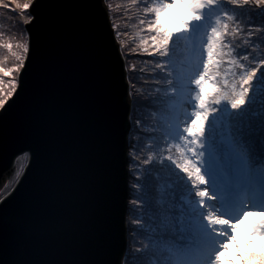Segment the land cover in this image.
I'll use <instances>...</instances> for the list:
<instances>
[{
  "label": "snow or ice",
  "instance_id": "snow-or-ice-1",
  "mask_svg": "<svg viewBox=\"0 0 264 264\" xmlns=\"http://www.w3.org/2000/svg\"><path fill=\"white\" fill-rule=\"evenodd\" d=\"M128 3L146 14L145 26L154 34L145 51L160 58L153 63L161 73L168 67L161 77L165 91L181 96L184 109L183 119L178 112L162 134L163 145L150 138L148 155L140 160L149 166L146 172L158 164L167 176L171 191L159 207L153 209L147 198V177L141 183L133 172L132 186L143 198L132 204L139 201L152 221L146 230L140 218L132 220L144 242L135 251L155 257L154 264H264V245L254 251L249 241L242 251L235 243L240 224L264 241V0H183L186 17L175 35L158 26L174 0ZM88 7V0H0V9L31 25L23 29L26 42L4 45L19 51L13 52L14 67L0 64V152L12 131L7 115L25 101L23 126L57 161L38 194L0 201V264H102L83 258L81 249L109 211L116 147L103 101V41ZM250 8L258 11L248 12L242 27L240 14ZM238 36L242 42L234 46ZM181 39L199 56L187 76L173 79V45ZM225 62L230 72L222 76ZM83 64L90 84L86 101L74 86ZM130 118L134 128L147 127ZM137 147L130 146L133 159Z\"/></svg>",
  "mask_w": 264,
  "mask_h": 264
},
{
  "label": "water",
  "instance_id": "water-1",
  "mask_svg": "<svg viewBox=\"0 0 264 264\" xmlns=\"http://www.w3.org/2000/svg\"><path fill=\"white\" fill-rule=\"evenodd\" d=\"M87 17L95 33L102 38L105 62L108 69L103 84V101L110 119L112 135L115 141L116 158L111 184V204L107 214L98 220L91 233L86 237L81 249L85 259L101 261L102 264H124L127 252V212L129 200V137L132 129V96L126 67V59L121 45L112 27L110 0H88ZM31 11V10H29ZM114 13V12H113ZM31 25H26V28ZM116 28V27H115ZM33 31V38L35 37ZM78 71L80 80L74 85L78 95L84 101L90 92L87 65ZM27 80L28 77H25ZM15 99V98H14ZM25 101H17L9 111L7 120L12 126L8 147L0 152V190L6 183L17 158L28 154V160L12 189L0 197V201L16 197L30 199L39 193L49 169L57 161L50 159L47 149L42 147L37 138L23 126Z\"/></svg>",
  "mask_w": 264,
  "mask_h": 264
},
{
  "label": "rangeland",
  "instance_id": "rangeland-1",
  "mask_svg": "<svg viewBox=\"0 0 264 264\" xmlns=\"http://www.w3.org/2000/svg\"><path fill=\"white\" fill-rule=\"evenodd\" d=\"M113 8L114 14L117 16V19L120 23L122 29H124L127 39L130 43L135 46V49L132 50L136 55L130 56L129 58H134L132 66L133 72L135 73V80L137 81V92L141 95V98L144 100L143 104V114L141 121L147 127L145 129L135 128L139 132V135L136 136L135 144L138 145L137 147V158L134 159V162H130V155H129V177L130 175L133 177V183L136 180V175L133 174L135 171L139 177L140 182L144 183L145 178L147 177L148 182L150 183V192L148 194V199L150 196L157 197V200H162L164 196V192L162 189V183H164L165 178L168 185L167 176L165 177V173L159 170V165L156 164L153 166V169L150 172H146L145 169H148V165H143L140 163V160L146 158L148 155V147L152 143L150 138L159 139L161 145H163L164 141L162 139V134L167 130L169 123H175V115L179 112L181 114V119H183V107H182V97L176 96L175 98L170 97V94H167L165 89L167 87L164 81L157 83L156 74L159 77H163L167 75L168 67H165V72L161 73L159 69L155 68L153 63L154 59L159 60V57H156L155 54L152 56L148 55V51L151 50V40L149 37L151 33L147 34V24L146 14H143L139 6H133L128 3V0H110ZM142 2L147 5L150 3V0H142ZM140 0H138V5ZM186 17V10L184 8L183 0H174V6L171 8L165 9L161 13V18L159 21V27L162 30H165L166 27L168 31L173 32L174 35L176 34L175 30L179 27L180 20ZM145 20V24L139 23L140 20ZM141 41H144L141 44ZM184 40H179L175 45H173L175 51L177 50V45L183 44ZM241 37L238 36V44H241ZM182 51L184 52V56L182 59L177 60L175 63V57L172 56L171 58V71H172V78L175 79L179 76H183L181 71H185L186 76L190 73L192 66L194 65L195 59L199 56V53H195L192 55L191 58L188 56L190 51L194 50L190 47L188 43H184ZM235 46V44H234ZM239 49V48H237ZM174 51V53H175ZM131 55V53H129ZM184 63H186L187 68H183ZM7 68H11L6 65ZM17 78H19V74H16ZM8 78L5 77V87L7 86ZM163 86L160 88V86ZM210 86H206L208 90ZM159 89V91H157ZM205 89V90H206ZM206 90V92H207ZM169 97V98H167ZM171 104V105H170ZM259 108V104L256 106ZM172 109L171 117L169 119H164L163 116L166 115L164 110ZM167 116V115H166ZM170 117V116H169ZM132 124V123H131ZM144 148V151L141 152L139 149ZM167 163V161H165ZM133 165H136L135 169ZM24 166L21 165L17 168L12 176L9 179H6V183L3 188L0 190V197L7 194L12 187L14 186L15 182L19 178ZM133 170V172H131ZM130 180V179H129ZM130 185V184H129ZM137 188L133 187L132 194H134L133 199L136 197H142L143 194L140 190H136ZM171 190V189H170ZM130 193V191H129ZM152 203V207H154L155 199H150ZM128 208H129V215L127 212V251L129 249L128 254L130 258L134 260V256L136 259L144 258L142 261H146L144 264H154L155 257L150 256H143L140 253H137L135 249L137 247L143 246V241L141 240L140 236L137 234L139 231L137 225L132 223L133 219L140 218L144 222V228L146 230H150L152 226V221L149 219V214H146L145 209L143 206L139 204L137 205L132 204V200H128ZM131 202V203H130ZM135 230V231H133ZM243 237V239H241ZM252 241V250L258 251L260 246L264 245V241H262L259 237H250L249 230L246 228L244 224L238 225V229L235 233V243L239 245L242 251L247 250V242ZM235 251L234 248L230 247L229 255L231 256L232 253ZM236 264H243V261H237Z\"/></svg>",
  "mask_w": 264,
  "mask_h": 264
},
{
  "label": "trees",
  "instance_id": "trees-1",
  "mask_svg": "<svg viewBox=\"0 0 264 264\" xmlns=\"http://www.w3.org/2000/svg\"><path fill=\"white\" fill-rule=\"evenodd\" d=\"M6 3H11V0H5ZM21 2H23V0H21ZM19 11V10H17ZM256 11H258L257 9H248V11H243L240 14V23L241 26L243 27L245 24L248 23L249 20V16H248V12H251L253 14V16H255ZM110 17L112 20V24L116 25V29L115 33H116V37L121 45V50L122 53L124 55V58L126 59V67H127V72H128V80L130 83V94L132 96V112H131V116L130 117H134V118H138L141 120L142 118V114H143V104L145 103L144 100L141 98V95L138 94L137 92V81L135 80V73L133 72V60H135L134 58H129L130 56H135L136 54L134 52H132V50L135 49V46L130 43L127 39V36L125 34L124 29L121 28L120 23L117 19V16L113 13V11L110 10ZM257 21L260 20L259 17H256ZM26 28V25L23 24V16L22 15H14L12 14L9 10L7 9H0V64H3L4 67H6V65H8L9 67H14L15 63H16V58L13 55V52H17L19 51V49L17 48H13L11 51L9 49H7L6 47H4L5 44L7 43H12L13 45L17 44V43H24L27 41V34L23 31V29ZM165 30L168 31V29L165 27ZM117 33H119V35L117 36ZM149 30L147 29V34H149ZM151 35H153V33H151ZM231 39V38H229ZM185 43V41H183ZM183 44L181 45H177V50L175 51L173 57L176 56L175 58V63L177 60L182 59V57L184 56V52L182 51L183 46H185ZM235 45H239L238 44V37L236 38V40L233 42ZM238 51L240 49H237ZM129 53H131V55H129ZM197 54L198 52L196 51H190V54L188 56H190L189 58L192 57V55ZM186 63H184L183 68H187L186 67ZM254 66V65H253ZM231 71H236V69H232ZM230 72L229 66L227 65V63L225 62V64L222 66L221 68V75L223 76L224 74H228ZM183 76H186L185 71H181ZM156 78L157 80H159V82H162L163 80L161 79V77H159L156 74ZM229 79L231 80V76L229 75ZM156 80V82H157ZM160 86V85H159ZM163 86H160V88ZM207 90V89H206ZM205 90V91H206ZM210 91V88L207 90ZM262 95H264V90H262ZM169 98V97H167ZM175 98V97H172ZM259 100V97H258ZM171 105V104H170ZM258 105V104H257ZM173 110L169 109V110H164V113L167 115H164L163 118L164 119H169L172 118L171 116V112ZM170 116V117H169ZM131 123H132V129L130 132V137H129V142H130V146L132 144H135V140H136V136L139 135V132L137 131V129H135L133 127V121L131 119ZM173 153H175V149L172 150ZM130 155V162H134L133 157L131 155V153L129 152ZM131 172H133V170H131ZM183 175V174H180ZM166 177V174H165ZM129 200H133V196L134 194L131 193V191H133V183H131V181H133V177L130 175L129 177ZM162 191L164 193L171 191L167 185V181L165 178L164 183H162ZM137 190V189H136ZM150 199H155V204L153 209L157 208L160 206L161 203H163V200H157V197L154 196H150ZM131 203V202H130ZM153 203V202H152ZM129 204V201H128ZM128 215H129V208H128ZM127 215V216H128ZM248 241V240H247ZM249 242V241H248ZM247 242V244H248ZM252 242V241H251ZM128 251L126 252L125 255V259H124V264H141V262H143V264L146 261H142V259L147 258H138L135 261L136 256H134V260H132V258H130V255L128 254Z\"/></svg>",
  "mask_w": 264,
  "mask_h": 264
},
{
  "label": "bare ground",
  "instance_id": "bare-ground-1",
  "mask_svg": "<svg viewBox=\"0 0 264 264\" xmlns=\"http://www.w3.org/2000/svg\"><path fill=\"white\" fill-rule=\"evenodd\" d=\"M28 160V154H24L21 155L17 158L15 165L13 167V170L11 171V173L6 177V179H9L10 176H12L14 174V172L17 170L18 167H20L21 165H23L25 167L26 163Z\"/></svg>",
  "mask_w": 264,
  "mask_h": 264
}]
</instances>
